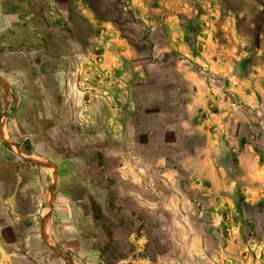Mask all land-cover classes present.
<instances>
[{"label": "rangeland", "instance_id": "374dc122", "mask_svg": "<svg viewBox=\"0 0 264 264\" xmlns=\"http://www.w3.org/2000/svg\"><path fill=\"white\" fill-rule=\"evenodd\" d=\"M4 95L69 252L264 264V0H0Z\"/></svg>", "mask_w": 264, "mask_h": 264}, {"label": "crops", "instance_id": "0c3cea01", "mask_svg": "<svg viewBox=\"0 0 264 264\" xmlns=\"http://www.w3.org/2000/svg\"><path fill=\"white\" fill-rule=\"evenodd\" d=\"M5 84L13 94L17 92L13 82ZM6 98L0 103V264H88L82 253L98 250L77 243L76 249L70 248L72 253L63 243L75 241L78 234L55 228L62 212L56 204L58 196L53 195L51 168L37 163L35 153L20 148L21 139L11 131L21 115L14 104L7 106ZM10 115L12 128L7 121ZM13 138L14 148L6 147L7 139Z\"/></svg>", "mask_w": 264, "mask_h": 264}, {"label": "trees", "instance_id": "16d2710c", "mask_svg": "<svg viewBox=\"0 0 264 264\" xmlns=\"http://www.w3.org/2000/svg\"><path fill=\"white\" fill-rule=\"evenodd\" d=\"M243 204V202H241ZM238 209V208H237Z\"/></svg>", "mask_w": 264, "mask_h": 264}]
</instances>
